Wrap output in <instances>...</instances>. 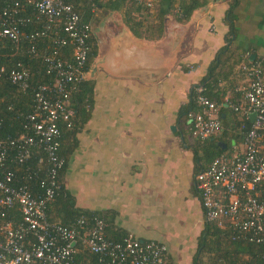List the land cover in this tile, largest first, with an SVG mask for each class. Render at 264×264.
<instances>
[{"label":"crops","instance_id":"1","mask_svg":"<svg viewBox=\"0 0 264 264\" xmlns=\"http://www.w3.org/2000/svg\"><path fill=\"white\" fill-rule=\"evenodd\" d=\"M146 1L151 7L143 11L119 0L88 9L82 0L74 5L86 19L96 54L85 75L92 85L91 107L65 155L61 184L74 208L101 216L110 235L158 242L166 248V264H191L204 217L192 189L193 154L178 135L177 110L223 46L231 2L233 45L262 63L264 0H196L184 24L172 13L189 0ZM125 14L145 27L162 14L161 38L133 37L122 23ZM228 82L240 88L244 79L234 73ZM230 112L220 115L223 124ZM232 145L241 149L239 142ZM69 147L64 139L61 150ZM49 215H55L51 209Z\"/></svg>","mask_w":264,"mask_h":264},{"label":"built area","instance_id":"2","mask_svg":"<svg viewBox=\"0 0 264 264\" xmlns=\"http://www.w3.org/2000/svg\"><path fill=\"white\" fill-rule=\"evenodd\" d=\"M86 1L93 7L101 0ZM128 1L151 7L146 0ZM89 36L88 24L64 0H0V43L37 59L47 80L31 88V111L22 131L14 137L0 134V264H88L77 260L81 251L94 255L97 264H166L164 245L129 235L107 239L96 215L68 224L47 219L63 165L57 155L58 125L69 127V95L85 80ZM239 70L244 84L234 101L224 98L216 104L201 87L194 88L199 110L188 113L185 123L191 138L202 143L216 136L221 108L239 113L242 122L241 149L231 145L215 156L192 183L204 221L264 249V81L258 61L243 63ZM30 77L20 62L0 67V78L20 92L30 87Z\"/></svg>","mask_w":264,"mask_h":264},{"label":"trees","instance_id":"3","mask_svg":"<svg viewBox=\"0 0 264 264\" xmlns=\"http://www.w3.org/2000/svg\"><path fill=\"white\" fill-rule=\"evenodd\" d=\"M80 1L64 0L73 9H75L74 5ZM119 1L130 3L142 11L148 9L141 3L135 4L128 0ZM82 2L87 5V9L90 7L86 0H82ZM233 5L234 2L228 5L225 15V24L228 30L223 38V46L216 51L201 80L189 89L187 103L177 110V126L179 128L178 135L180 141L193 154V176L204 170L215 156L227 151L232 143L237 144L241 140L238 127L242 122V116L239 113L230 112L232 118L227 125L223 124V119L220 117V132L202 143L190 137L185 124L187 114L199 110V107L195 103V87H201L202 95L213 103L220 104L224 98L234 101L239 97V92L237 91L238 85L230 86L228 82L229 75L232 76L234 73L240 74L241 78L244 79L243 74L239 70V65L257 61L249 60L248 51L241 50L233 45L236 34L232 26V16L230 15ZM196 6V0H189L186 4H179L176 11L172 13L174 21L184 24ZM159 16L152 26H142L140 21L132 19L128 14L123 16L122 23L136 39L154 41L161 38L163 34L162 14H159ZM81 21L86 23L84 17H81ZM87 41L89 45L87 59L91 61L96 54L95 40L89 36ZM89 61H86L85 70ZM17 62H20L29 69L31 73L30 87L24 92H20L6 80L0 78V134L2 136L14 137L22 131L23 118L31 111V88L38 83H45L47 81L43 76L40 63L37 59H30L25 57L23 53L11 51L8 44H5L3 48V42L0 43V67L11 68ZM260 68L264 77V64L260 63ZM91 89L92 85L89 80H83L76 86L75 90L69 95L68 108L72 111V116L69 118V127L66 128L65 123L58 125L60 137L58 139L57 155L63 160V165L57 174L59 189L54 200L47 208V219L59 221L61 224H68L80 216L88 217L90 215H96L103 220L101 216L95 213L74 208L73 199L61 184V176L65 168V155L75 147V134L82 127L89 114ZM225 110L227 109L221 108L220 115L224 114ZM245 123L249 125L250 120L247 119ZM186 136L190 137L189 142L186 140ZM64 139L70 141V147L61 150V142ZM192 189L195 190L193 185ZM50 209L55 215H49ZM13 214L15 219L19 218L16 211ZM55 218L58 220H55ZM103 222L105 224V236L107 239L118 241L125 237V235H110L106 222L104 220ZM263 253L264 249L262 246L248 242L242 235L227 228H218L215 224L204 221L203 228L196 239V248L191 264H262ZM76 258L77 260H85L88 264H97L96 257L86 251H81Z\"/></svg>","mask_w":264,"mask_h":264},{"label":"water","instance_id":"4","mask_svg":"<svg viewBox=\"0 0 264 264\" xmlns=\"http://www.w3.org/2000/svg\"><path fill=\"white\" fill-rule=\"evenodd\" d=\"M252 59H253V56H249V60H252ZM261 62H262V64H264V57L262 58ZM96 63H98L97 60H94L92 66H91V69L89 71L88 77H91L93 75V72L95 71V67L97 65ZM250 120L251 121L253 120V114H251ZM171 130H174V128H171ZM71 245H73V243Z\"/></svg>","mask_w":264,"mask_h":264},{"label":"flooded vegetation","instance_id":"5","mask_svg":"<svg viewBox=\"0 0 264 264\" xmlns=\"http://www.w3.org/2000/svg\"><path fill=\"white\" fill-rule=\"evenodd\" d=\"M86 61H89L88 59ZM90 62V61H89Z\"/></svg>","mask_w":264,"mask_h":264}]
</instances>
